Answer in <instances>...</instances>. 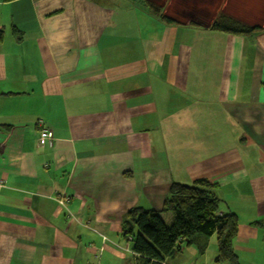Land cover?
Listing matches in <instances>:
<instances>
[{"label": "crops", "instance_id": "crops-1", "mask_svg": "<svg viewBox=\"0 0 264 264\" xmlns=\"http://www.w3.org/2000/svg\"><path fill=\"white\" fill-rule=\"evenodd\" d=\"M189 1L170 25L126 3L0 0V264H135L122 219L170 226V185L197 180L237 217L240 263L264 264V31L208 29L220 14L263 28L264 0H202L207 24ZM216 255L213 235L165 264Z\"/></svg>", "mask_w": 264, "mask_h": 264}, {"label": "trees", "instance_id": "trees-1", "mask_svg": "<svg viewBox=\"0 0 264 264\" xmlns=\"http://www.w3.org/2000/svg\"><path fill=\"white\" fill-rule=\"evenodd\" d=\"M126 1L158 21L173 24L164 15L162 8L148 0ZM208 29L241 37H253L264 31V27H252L224 14H220ZM2 39L3 31H0V43ZM219 205L214 185L205 180H197L189 186L176 183L170 185L162 207V212L172 216L170 226L163 222L156 211L137 207L130 209L122 219L121 230L124 238L131 239L135 264H165L166 258H173L184 247L191 245L197 246L198 253L203 254L206 241L213 235L217 243L214 263L241 264L233 248L237 235V217L233 214H219ZM254 225L260 224L256 222Z\"/></svg>", "mask_w": 264, "mask_h": 264}, {"label": "rangeland", "instance_id": "rangeland-1", "mask_svg": "<svg viewBox=\"0 0 264 264\" xmlns=\"http://www.w3.org/2000/svg\"><path fill=\"white\" fill-rule=\"evenodd\" d=\"M98 1H100V2H102V1H105V2H107L108 4H111V5H113V6H119V4L120 3H123V4H129L126 0H98ZM148 1H150L151 3H153L156 7H160V8H162L163 9V11H164V13H165V15H167L168 14V7H169V4H170V2H172V0H148ZM175 1H180V0H175ZM204 1V0H203ZM202 0H190L189 1V4L190 5H192L193 4V2L194 3H196V6H197V10H198V14L200 15V17L199 18H197V17H193V19H195V21H198V22H200L201 24H207V22L205 23V22H203L202 21V12H201V9H198V7L200 8V7H202L201 6V3L202 4H204L205 6H206V4H205V2H203ZM248 1L249 0H232L231 2H230V6L231 7H233V8H236L237 10H240V11H243V10H246L247 12H248ZM208 2V1H207ZM173 4V3H172ZM174 6V5H173ZM194 5H192V7H193ZM225 15V14H224ZM191 16V15H190ZM189 17V15L187 16V18Z\"/></svg>", "mask_w": 264, "mask_h": 264}, {"label": "built area", "instance_id": "built-area-1", "mask_svg": "<svg viewBox=\"0 0 264 264\" xmlns=\"http://www.w3.org/2000/svg\"><path fill=\"white\" fill-rule=\"evenodd\" d=\"M52 136V132L46 128L44 124L39 123V129L37 131V148L41 149L46 145L51 146L53 140ZM67 201L68 199L66 197H62L58 200V204L59 206L65 208ZM128 240L130 241L131 239L128 238Z\"/></svg>", "mask_w": 264, "mask_h": 264}]
</instances>
